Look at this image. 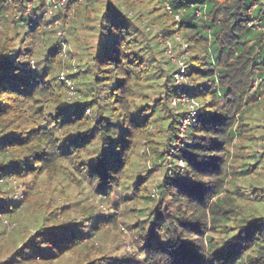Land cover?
Segmentation results:
<instances>
[{"label":"trees","instance_id":"obj_1","mask_svg":"<svg viewBox=\"0 0 264 264\" xmlns=\"http://www.w3.org/2000/svg\"><path fill=\"white\" fill-rule=\"evenodd\" d=\"M48 7L0 0V264H264V188L242 214L236 185L264 151L230 164L264 92V0H66L67 40ZM78 29L69 97L58 73ZM179 92L196 111L180 142ZM119 225L132 251L99 245Z\"/></svg>","mask_w":264,"mask_h":264},{"label":"rangeland","instance_id":"obj_2","mask_svg":"<svg viewBox=\"0 0 264 264\" xmlns=\"http://www.w3.org/2000/svg\"><path fill=\"white\" fill-rule=\"evenodd\" d=\"M59 8H61L62 13L66 15V17L64 19L58 20L57 22H54L53 24L49 25L47 28L56 29L59 33L63 34L62 37H60V39L63 38L64 40H67L68 38L67 29H69L70 27L71 29L73 27L80 28L79 27L80 23H76L74 19L75 17L74 9H72L71 11H66V9H64L63 7L58 6L57 9ZM74 32L76 33L75 37H73V39L76 38L75 41L73 42L67 41L66 42L67 46L65 45L63 47V51L61 55V59L63 60L62 69L58 73V75H60V73L63 72L64 76L67 79H69L72 86H73V83L71 79L69 78V75L73 77L75 74L79 72V67H80L79 58L76 57V55L74 54L76 52L75 47L78 44L84 45V42L86 40L88 41L89 39L88 35H86L85 33V30L84 32H82L81 30L78 29V31H74ZM253 84H254L253 87H255L256 83L254 82ZM67 96L69 95L67 94ZM76 99H78L77 93H76V96L71 101H75ZM257 100H259L258 101L259 104L256 105L257 110L254 109V114H253L254 117H250V119H248V122H246L248 123V127L246 126L245 128L246 133H245L244 138H247V140L242 141L240 143L237 142L238 144L237 147L230 148L231 149L230 156L232 157L230 160V164L233 165L234 168L239 167L241 165L248 166L250 164H253V159L251 157L254 155H257L256 157H260L261 152L264 151L263 149L264 148V92L260 96H258ZM260 102L262 103L260 104ZM180 141H181V138L178 139V142ZM139 152L141 156L140 161H143L145 157H144L142 148L140 149ZM172 153L173 152L170 151L169 155H172ZM258 159H259V161L257 162L258 164L256 163L255 171L252 173L251 177L237 179L236 181V185L243 192V197L242 199L240 198V201L238 202L240 203L242 214L250 213L253 210L254 206L260 207V204L258 202H256L255 204L253 203L254 202L253 198H254L255 193L261 194V192H258L255 189L254 191L253 188H258V190H262V188H264V169H263L264 154H263V158L260 157ZM146 166L147 168H150L151 165L150 163L146 162ZM143 167H145V165L142 166L141 168ZM232 177L233 176H230V178ZM155 180L156 179H154V182H156ZM63 184L65 186V183L58 184L57 181L49 182L45 180L41 183V188L42 190L43 189L49 190L51 188L59 190V186H62ZM153 185L154 183L152 184V186ZM63 191L65 195L68 196L69 201H70L72 199H75V194L77 193L78 189L69 187L68 189L64 188ZM82 196L85 197L86 195L84 194ZM87 198L91 204L98 206L99 209L102 210L103 212L107 211L106 206L103 205L101 202H99L96 198H93L92 196H89ZM56 200L58 203L62 202L58 198ZM113 231H114L113 234L108 235L105 238V241L100 243L99 245L104 246L106 249H109V250L113 249L115 246L120 245L121 247H124V250L132 251L131 243L135 245L133 235L130 232H128V230H126V228L122 225H119V228ZM110 254L112 256L115 255L113 254L112 251H110Z\"/></svg>","mask_w":264,"mask_h":264},{"label":"built area","instance_id":"obj_3","mask_svg":"<svg viewBox=\"0 0 264 264\" xmlns=\"http://www.w3.org/2000/svg\"><path fill=\"white\" fill-rule=\"evenodd\" d=\"M49 7L47 8V12L46 13H51L52 9L57 8L58 6H62L66 0H47ZM30 5V3H28ZM28 5V6H29ZM256 7V3L253 2L250 5V10H253ZM258 24L256 22H248V26H254L257 29H259V27L257 26ZM62 33L58 32V36L62 37ZM187 53L185 52L182 56L181 55H176V56H171V61L175 66L176 72L174 74V84L177 85L180 90H182V88L185 87L186 83H187V77H186V65L184 63L185 58L184 56H186ZM59 78L62 82H64L66 84V86L68 87L69 91H68V95L69 97L74 96L75 92L73 91V88L71 86V82L69 81V79H67L63 72L60 73ZM177 101H179L181 103V105H187L189 106V111L187 116L182 120V123L180 125V129H179V136L180 138L182 137V134L184 132V130L186 129L187 125L194 122L195 118H196V111L195 108L193 106V104L191 103V100H189V98L187 97V95L185 93L179 92L178 95V99ZM175 104V102H173V105Z\"/></svg>","mask_w":264,"mask_h":264}]
</instances>
